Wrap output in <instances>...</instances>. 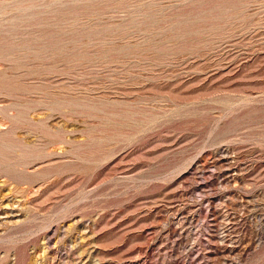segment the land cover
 Returning <instances> with one entry per match:
<instances>
[{"label":"rangeland","instance_id":"obj_1","mask_svg":"<svg viewBox=\"0 0 264 264\" xmlns=\"http://www.w3.org/2000/svg\"><path fill=\"white\" fill-rule=\"evenodd\" d=\"M0 264H264V0H0Z\"/></svg>","mask_w":264,"mask_h":264}]
</instances>
